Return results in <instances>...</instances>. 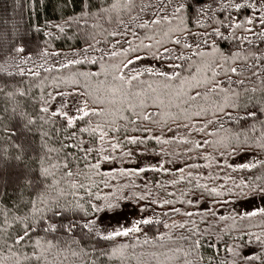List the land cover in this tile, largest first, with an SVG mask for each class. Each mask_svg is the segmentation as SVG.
Segmentation results:
<instances>
[{
	"label": "snow or ice",
	"instance_id": "obj_1",
	"mask_svg": "<svg viewBox=\"0 0 264 264\" xmlns=\"http://www.w3.org/2000/svg\"><path fill=\"white\" fill-rule=\"evenodd\" d=\"M73 2L0 37V264H264V0Z\"/></svg>",
	"mask_w": 264,
	"mask_h": 264
},
{
	"label": "trees",
	"instance_id": "obj_2",
	"mask_svg": "<svg viewBox=\"0 0 264 264\" xmlns=\"http://www.w3.org/2000/svg\"><path fill=\"white\" fill-rule=\"evenodd\" d=\"M78 10L79 5L73 0H68L66 7L63 0H0V27L4 29L0 32V37L7 35V38L11 39L16 28L24 29L29 23L36 25L45 21L59 22L61 15L65 17L74 15ZM73 31L75 29L69 31L68 35L71 36ZM69 45L83 47V41L62 38L55 44L56 47L64 51H67ZM253 223L258 224L259 219L254 220ZM250 230L259 232L258 228ZM205 246L207 247V244ZM220 258H225L223 252H221Z\"/></svg>",
	"mask_w": 264,
	"mask_h": 264
},
{
	"label": "rangeland",
	"instance_id": "obj_3",
	"mask_svg": "<svg viewBox=\"0 0 264 264\" xmlns=\"http://www.w3.org/2000/svg\"><path fill=\"white\" fill-rule=\"evenodd\" d=\"M12 24H14V23H12ZM12 24H10V25H12ZM11 27H12V26H11ZM3 30H4V29H2V28L0 27V32L3 31ZM3 33H4V32H3ZM219 213H224V210H223V209H220V210H219Z\"/></svg>",
	"mask_w": 264,
	"mask_h": 264
}]
</instances>
